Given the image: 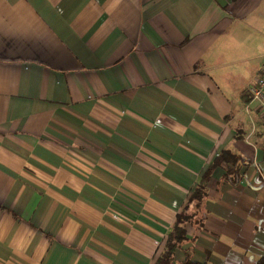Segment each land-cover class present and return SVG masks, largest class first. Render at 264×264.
I'll return each mask as SVG.
<instances>
[{"label": "crops", "instance_id": "1", "mask_svg": "<svg viewBox=\"0 0 264 264\" xmlns=\"http://www.w3.org/2000/svg\"><path fill=\"white\" fill-rule=\"evenodd\" d=\"M264 0H0V264L264 259Z\"/></svg>", "mask_w": 264, "mask_h": 264}, {"label": "trees", "instance_id": "2", "mask_svg": "<svg viewBox=\"0 0 264 264\" xmlns=\"http://www.w3.org/2000/svg\"><path fill=\"white\" fill-rule=\"evenodd\" d=\"M264 150V148H263ZM241 165L240 158L236 155L230 153L229 151H222L218 157H216L213 162L207 167V169L201 175L198 183L189 192L185 205L179 213H177L173 226L170 232L167 234L163 249L161 253L157 256L153 264H173L174 252L179 249L181 244L189 240L185 235L184 225L187 222L192 221L194 212L190 216H185L186 212L189 210L190 205L195 209L199 208L202 200L205 198L206 186L209 182V178L212 171L216 167H224L225 172L221 175L220 181H225L233 184V180L236 179L237 168ZM176 264H205L191 261L188 255H184V259ZM256 264H264V259H259Z\"/></svg>", "mask_w": 264, "mask_h": 264}, {"label": "built area", "instance_id": "3", "mask_svg": "<svg viewBox=\"0 0 264 264\" xmlns=\"http://www.w3.org/2000/svg\"><path fill=\"white\" fill-rule=\"evenodd\" d=\"M250 100L255 101L264 116V62L261 65L259 75L248 88Z\"/></svg>", "mask_w": 264, "mask_h": 264}, {"label": "rangeland", "instance_id": "4", "mask_svg": "<svg viewBox=\"0 0 264 264\" xmlns=\"http://www.w3.org/2000/svg\"><path fill=\"white\" fill-rule=\"evenodd\" d=\"M193 209H189L187 212H186V214H185V216H190V215H192L193 214Z\"/></svg>", "mask_w": 264, "mask_h": 264}]
</instances>
